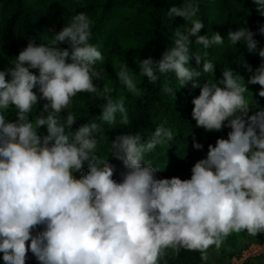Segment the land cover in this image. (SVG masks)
Masks as SVG:
<instances>
[{
	"label": "clouds",
	"instance_id": "9594fccd",
	"mask_svg": "<svg viewBox=\"0 0 264 264\" xmlns=\"http://www.w3.org/2000/svg\"><path fill=\"white\" fill-rule=\"evenodd\" d=\"M264 15V0H253ZM199 5L183 0L168 15L184 18L191 26L175 33L174 46L159 61L149 57L139 65V75L155 83L159 74L175 73L180 88L201 73L187 67L190 57L203 60V73L214 75V63L205 59L213 45H224L219 33L199 35L205 28L196 18ZM246 23V21H245ZM94 21L85 13L52 35L50 43L30 40L14 59L12 67L0 70V253L4 264H26L30 251L40 264H160L172 249L198 251L208 260L209 248H216L232 234L264 233V110L248 115V88L231 68L222 79L207 80L192 99V118L206 131L231 129L227 139L209 144L207 156L191 169L190 179L157 178V167L145 163V154L157 145L174 140V132L157 126L142 142L137 132L117 135L108 146L110 156L123 163L122 182L113 179L115 166L98 155L102 124L130 123L125 98L114 100L113 88L101 90L94 80L103 79L97 61L104 56L91 44ZM264 34V26L259 29ZM253 32L247 27L229 31L232 45L241 42L249 52L256 49ZM195 45H202L190 52ZM67 43L70 49L59 47ZM191 53V54H190ZM258 55L264 58V48ZM71 62H68V61ZM238 63L241 60H237ZM249 72L250 65L244 62ZM30 69H37L38 75ZM118 81L134 96L144 93L126 64L116 73ZM10 76V79H6ZM248 84H259L264 97V63L255 69ZM38 87L40 95L33 89ZM193 87H197L194 82ZM175 96L171 86L161 89ZM80 92L93 94L102 105L101 123H87L72 131L77 118L67 112ZM49 114L29 116L40 101ZM16 119L5 113L11 108ZM46 126L47 135H38ZM193 147L202 149L195 142ZM87 163V172L84 166ZM74 173H80L77 178ZM43 226L42 231L33 230ZM30 241V244L27 242ZM166 264V261H165Z\"/></svg>",
	"mask_w": 264,
	"mask_h": 264
},
{
	"label": "trees",
	"instance_id": "16d2710c",
	"mask_svg": "<svg viewBox=\"0 0 264 264\" xmlns=\"http://www.w3.org/2000/svg\"><path fill=\"white\" fill-rule=\"evenodd\" d=\"M199 5L198 19L203 20L205 28L201 29L199 35L213 36L219 33L225 39L224 45H213L208 51L205 59L214 63V75L203 73V60L197 64L194 57H190L187 67L201 73L180 88L175 73L159 74V79L153 84L147 77L140 76L137 87L144 93L142 96H134L132 93H121L120 86H110V78L114 77V67L122 64H133L140 72L139 65L143 59L149 57L159 61L163 54L174 46L175 33L180 30L185 33V28L190 27V22L175 14L168 15L172 7H180L183 0H0V70L12 67L14 59L27 47L30 40L36 44L50 43L52 35L62 30L64 26L71 23L72 18L83 12L94 21L90 43L96 45L104 56L103 62L97 61L95 67L104 69L103 79L94 80V84L101 90L104 86L113 88L111 93L114 100L121 96L125 98L130 123L122 125L119 123V115L115 125L102 124L103 133L97 137L98 140L107 139V144H98L97 153L115 166L113 179L122 182L121 172L125 171L121 161L111 157L108 146L117 135L123 133L137 132L142 134V142L147 141L155 132L157 126L171 129L175 136L174 140L167 145H157L151 153L145 154V163L151 162L157 167V178L179 177L190 179L191 169L194 164L207 156L208 145L215 146L218 138L227 139L231 129L227 126L221 131H206L197 128L192 118V99L200 94V86L207 80L214 82L222 79L224 70L231 68L234 74L243 78L248 91L245 97L249 100L248 115L264 110V97L258 95L261 90L259 84H248L249 77L255 69L264 63V58L258 55L260 49L264 48V34L259 29L264 26V15L257 11L253 0H195ZM246 21V23H245ZM240 27H247L253 32V39L257 42L256 49L249 52L241 42L232 45L227 40L228 32L236 31ZM192 44L190 52L197 49L204 51L202 45H195V37H190ZM61 49L70 45L62 43ZM191 54V53H190ZM241 60L240 63L237 60ZM68 62H71L70 60ZM244 62L250 65L253 72H249ZM38 75L37 69H30ZM6 76V79H10ZM197 87H193V83ZM168 84L175 91V96L165 94L161 89ZM39 96L38 87L33 89ZM180 98L187 102L183 103ZM47 101L41 100L40 104L34 106L33 113L29 118L34 120L49 114L43 110V104ZM106 103L101 98L93 97L87 92L77 93L72 99L68 109L59 115L63 119L67 112H72L76 123L72 131L87 123H101L98 119L102 115V105ZM16 109L11 108L5 113L9 120L16 119ZM38 135H47L46 126L38 129ZM203 147H193L194 139ZM87 172V163L84 166ZM79 178L80 173H74ZM43 226L33 230L42 231ZM261 241H264V233H258ZM236 238L232 236L225 244L235 248ZM30 244V241L27 242ZM224 244V245H225ZM226 247V248H227ZM167 255L160 264H210L200 259L198 251H187L181 249L176 253L172 249L167 250ZM226 253V250H223ZM233 255V254H232ZM235 255V254H234ZM237 255V254H236ZM0 264H4L3 253H0ZM26 264H40L35 256L29 251ZM246 264H249L246 263Z\"/></svg>",
	"mask_w": 264,
	"mask_h": 264
},
{
	"label": "rangeland",
	"instance_id": "374dc122",
	"mask_svg": "<svg viewBox=\"0 0 264 264\" xmlns=\"http://www.w3.org/2000/svg\"><path fill=\"white\" fill-rule=\"evenodd\" d=\"M126 66L129 68V71L133 73L136 81L138 82L140 75L135 69V66L133 64H126ZM114 69V77L110 78L109 85L112 86L114 84H118L120 86L121 93H128L126 87L121 85L118 81L116 73L119 71L120 66H116ZM180 101L183 103L187 102L184 98H180ZM232 236H235L236 238L235 248H230V246L227 247V244H225V242H227ZM225 242L219 248H216L215 246L209 248L208 260L206 262L210 264H246L248 262L249 264H264V241H261L259 237L251 236L245 231L240 234H232ZM223 250H226V253H223Z\"/></svg>",
	"mask_w": 264,
	"mask_h": 264
}]
</instances>
